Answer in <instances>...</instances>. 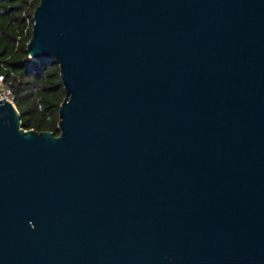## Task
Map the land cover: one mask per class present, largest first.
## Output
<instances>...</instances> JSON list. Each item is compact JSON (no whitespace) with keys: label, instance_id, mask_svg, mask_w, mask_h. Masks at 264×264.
Returning a JSON list of instances; mask_svg holds the SVG:
<instances>
[{"label":"water","instance_id":"water-1","mask_svg":"<svg viewBox=\"0 0 264 264\" xmlns=\"http://www.w3.org/2000/svg\"><path fill=\"white\" fill-rule=\"evenodd\" d=\"M25 51L64 98L0 100V264H264V0H39Z\"/></svg>","mask_w":264,"mask_h":264},{"label":"trees","instance_id":"trees-1","mask_svg":"<svg viewBox=\"0 0 264 264\" xmlns=\"http://www.w3.org/2000/svg\"><path fill=\"white\" fill-rule=\"evenodd\" d=\"M38 2L0 0V83L13 98L24 129L57 136L58 108L64 98L58 66L50 60H31L25 51Z\"/></svg>","mask_w":264,"mask_h":264},{"label":"built area","instance_id":"built-area-1","mask_svg":"<svg viewBox=\"0 0 264 264\" xmlns=\"http://www.w3.org/2000/svg\"><path fill=\"white\" fill-rule=\"evenodd\" d=\"M2 88L3 89L0 90V100H7L13 103V98L9 95L7 88L4 86H2Z\"/></svg>","mask_w":264,"mask_h":264},{"label":"rangeland","instance_id":"rangeland-1","mask_svg":"<svg viewBox=\"0 0 264 264\" xmlns=\"http://www.w3.org/2000/svg\"><path fill=\"white\" fill-rule=\"evenodd\" d=\"M3 88H2V84L0 83V90H2ZM3 96V95H2Z\"/></svg>","mask_w":264,"mask_h":264},{"label":"clouds","instance_id":"clouds-1","mask_svg":"<svg viewBox=\"0 0 264 264\" xmlns=\"http://www.w3.org/2000/svg\"><path fill=\"white\" fill-rule=\"evenodd\" d=\"M29 224H30V226L32 227V224H31V222H30Z\"/></svg>","mask_w":264,"mask_h":264}]
</instances>
